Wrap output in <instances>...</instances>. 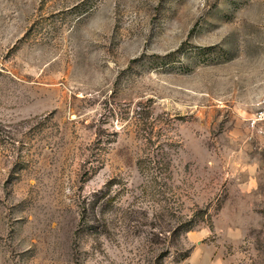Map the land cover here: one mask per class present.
I'll list each match as a JSON object with an SVG mask.
<instances>
[{
    "label": "rangeland",
    "instance_id": "obj_1",
    "mask_svg": "<svg viewBox=\"0 0 264 264\" xmlns=\"http://www.w3.org/2000/svg\"><path fill=\"white\" fill-rule=\"evenodd\" d=\"M0 264H264V0H0Z\"/></svg>",
    "mask_w": 264,
    "mask_h": 264
}]
</instances>
